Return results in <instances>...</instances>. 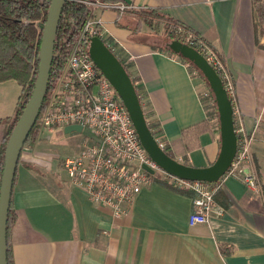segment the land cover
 Segmentation results:
<instances>
[{
	"label": "crops",
	"instance_id": "crops-1",
	"mask_svg": "<svg viewBox=\"0 0 264 264\" xmlns=\"http://www.w3.org/2000/svg\"><path fill=\"white\" fill-rule=\"evenodd\" d=\"M121 1L132 8L95 16L137 78L158 140L172 158L196 168L212 165L220 153L217 121L201 100L202 78L167 49L161 32L138 13L144 10L194 29L221 61L233 87L235 129L253 138V165L243 169L257 171L262 191L248 190L243 174L226 178L215 195L222 215L215 208L207 224L192 227L194 196L155 179L136 196L131 213L116 218L59 174L66 173L62 164L43 172L46 163L24 147L12 194L13 264H264V21L254 0ZM21 92L16 81L0 83V120L15 116Z\"/></svg>",
	"mask_w": 264,
	"mask_h": 264
},
{
	"label": "built area",
	"instance_id": "built-area-1",
	"mask_svg": "<svg viewBox=\"0 0 264 264\" xmlns=\"http://www.w3.org/2000/svg\"><path fill=\"white\" fill-rule=\"evenodd\" d=\"M84 3L93 9L94 16L86 22L72 50L61 87L55 89L52 99L40 114L41 130L52 133L69 125H81L83 131L88 129L91 134L90 141L77 156L62 162L70 182L83 190L93 204L108 207L116 218L130 214L136 196L155 179L170 182L194 193L193 211L189 217L192 227L207 224L215 208L218 215H222L223 209L217 206L215 195L226 178L243 174L245 187L260 193L262 187L257 171L253 167L250 172L243 169L246 165H253V138L238 129H235L238 136L236 157L216 183L182 180L159 168L142 146L116 89L93 63L89 53L90 40L98 34L97 25H101L96 12L115 10L122 14L132 7L122 2L105 3L100 0H86ZM205 53L208 62L222 73L227 81L228 94L232 95L230 77L221 61L212 51L206 50ZM159 144L164 149L165 144ZM144 166L154 173L146 171Z\"/></svg>",
	"mask_w": 264,
	"mask_h": 264
},
{
	"label": "water",
	"instance_id": "water-1",
	"mask_svg": "<svg viewBox=\"0 0 264 264\" xmlns=\"http://www.w3.org/2000/svg\"><path fill=\"white\" fill-rule=\"evenodd\" d=\"M66 0H52L42 33L39 51V70L31 96L17 120L7 142L0 182V264H8V220L18 164L30 132L36 125L50 85L56 36ZM167 48L189 60L206 78L214 96L220 123V153L216 161L205 168L183 164L160 146L146 120L135 85L123 63L110 46L98 36L90 40L89 53L93 63L116 89L128 110L137 135L149 157L170 176L190 182H218L231 167L238 151L234 106L223 81L205 56L178 40L168 42ZM83 126L69 125L65 134L82 133ZM153 174L154 171L144 166Z\"/></svg>",
	"mask_w": 264,
	"mask_h": 264
},
{
	"label": "trees",
	"instance_id": "trees-1",
	"mask_svg": "<svg viewBox=\"0 0 264 264\" xmlns=\"http://www.w3.org/2000/svg\"><path fill=\"white\" fill-rule=\"evenodd\" d=\"M51 1L52 0H0V83L16 81L22 88L15 116L13 118L0 120V182L3 172L7 142L17 120L19 119L31 96L38 75L39 51L42 33L48 16ZM84 1L86 0H66L56 36L49 90L41 113L52 99L54 91L57 88V84L62 82L67 75L68 60L72 50L79 39L81 31L83 30L86 22L94 16L93 9L86 5ZM100 1L105 3L122 2L121 0ZM254 2L259 20L263 22L264 0H254ZM138 13L143 17V19L147 21L151 30L156 34L160 33L158 27L162 24L163 31L161 32V35L167 42L178 40L196 49L203 56H206L205 51L210 49V45L197 31L180 21L156 10H144L138 11ZM97 31L98 34H96V36L102 38L104 42L107 43V39H105L102 34L101 25H97ZM167 49L175 57L187 64L193 72H196V74L202 78L204 86L201 91V100L210 118H213L217 121L216 128L217 131H219V114L215 102V96L206 78L192 62L183 58L179 54L173 53L169 48ZM120 61L123 63L132 78L137 94L142 103L149 128L152 131L154 137L158 140L161 135L160 130L158 129L157 124L152 123L150 120L151 111L144 105L142 90L137 82V78L130 71L129 67L122 60ZM217 73L221 77L227 90V81H225L220 71H217ZM229 96L230 99L233 100V97L231 95ZM41 128L42 125L40 116L36 125L30 132L24 147L33 145L37 141ZM164 150L169 156H171V153L169 152V149L166 145ZM169 186L178 192L194 196V193L191 190L181 189L172 184ZM217 194L219 195V193ZM13 222L14 213L11 200L7 235L8 264H13L11 258V247L9 243V232Z\"/></svg>",
	"mask_w": 264,
	"mask_h": 264
},
{
	"label": "rangeland",
	"instance_id": "rangeland-1",
	"mask_svg": "<svg viewBox=\"0 0 264 264\" xmlns=\"http://www.w3.org/2000/svg\"><path fill=\"white\" fill-rule=\"evenodd\" d=\"M159 31H163L162 24L158 27ZM204 84V82H203ZM61 87V82L57 84V88ZM88 129L82 133L65 134L62 130L57 129L53 133L47 130H41L37 141L33 145L26 146L30 148L32 153L37 154L38 157L46 163V166H41L43 172H48L51 167L60 168L63 160L68 157L77 156L86 145L85 138L90 137ZM59 170V169H58ZM62 176H66L63 171L59 172Z\"/></svg>",
	"mask_w": 264,
	"mask_h": 264
}]
</instances>
